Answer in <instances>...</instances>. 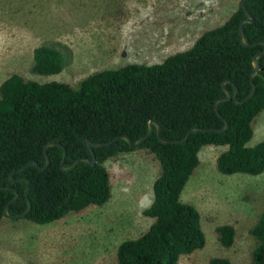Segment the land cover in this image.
Listing matches in <instances>:
<instances>
[{
	"label": "trees",
	"instance_id": "16d2710c",
	"mask_svg": "<svg viewBox=\"0 0 264 264\" xmlns=\"http://www.w3.org/2000/svg\"><path fill=\"white\" fill-rule=\"evenodd\" d=\"M252 20L236 9L220 25L205 30L187 49L170 54L159 63H127L96 71L77 87L62 81H37L13 73L0 84V222L4 206L16 215L39 224L50 223L71 211L103 204L111 197L109 174L104 161L135 148H147L159 161L160 173L152 183L153 198L143 214L153 218L136 238L125 239L116 249L118 264H177L179 258L204 247L206 238L199 211L181 199L182 192L199 164L204 145L225 146L216 158L223 174L264 172V140L254 145L252 122L264 110V54L258 58L260 70L250 78L252 57L264 50V0H244ZM34 70L40 74L61 71L60 52L50 46L33 49ZM225 80H228L224 82ZM224 82V84H222ZM232 99L213 103L226 96ZM148 120L160 126L162 140L183 139L191 127L227 128L222 131H191L183 142L162 143L153 131L140 145L131 147L124 139L94 147L93 164L79 161L70 170L63 167L77 158L91 159L85 143L112 140L125 134L132 142L148 132ZM48 142L58 144L45 145ZM48 157V164L46 163ZM29 161L23 170H19ZM19 170V171H18ZM25 178V179H23ZM29 182L28 188H25ZM224 246L234 242L235 228L223 223L215 228ZM250 233L257 240L252 263L264 264V209ZM208 264H231L225 257H213Z\"/></svg>",
	"mask_w": 264,
	"mask_h": 264
},
{
	"label": "rangeland",
	"instance_id": "374dc122",
	"mask_svg": "<svg viewBox=\"0 0 264 264\" xmlns=\"http://www.w3.org/2000/svg\"><path fill=\"white\" fill-rule=\"evenodd\" d=\"M239 0H0V84L18 73L37 81L77 87L86 76L127 63H159L189 48L205 30L222 24ZM57 49L61 71L34 70L33 49ZM249 145L264 140V110L252 122ZM225 149L204 145L181 199L199 211L206 243L177 264H208L225 257L253 264L257 240L250 233L264 209V172L223 174L216 158ZM111 197L71 211L50 223L3 217L0 264H118L116 249L152 223L143 214L152 201L160 164L147 148L120 152L104 161ZM230 223L234 242L224 246L215 228Z\"/></svg>",
	"mask_w": 264,
	"mask_h": 264
},
{
	"label": "water",
	"instance_id": "95a60500",
	"mask_svg": "<svg viewBox=\"0 0 264 264\" xmlns=\"http://www.w3.org/2000/svg\"><path fill=\"white\" fill-rule=\"evenodd\" d=\"M243 1L244 0H239V4L244 8L246 17L243 18L241 20L240 24H239L238 35H239V40H240L241 44L244 45V46H249V45H252V44L246 42L245 39L243 38L242 24L245 23V22L251 21L252 17H251V14L249 13V11L245 8ZM263 54H264V50H262L261 52L255 53L253 55V57H252L253 70H252V72L250 74L251 81H252V77L261 69L260 66H259L258 58L260 56H262ZM226 81H228V80H225L224 82H226ZM224 82L222 84H224ZM255 89H256V87H255V85L252 82L251 91L246 95V97L242 101L237 102L236 101V90H235V92L233 94H231L230 91L225 88L224 90H225L226 96L224 98H219V99L214 101V103H213L214 110L216 111V113L218 115H220V113H219V111L217 109V103L219 101H221V100L225 101V100L232 99L235 104L243 103L244 101H246V100H248L249 98L252 97V95L255 92ZM153 126H155V133H156V136H157L158 140L160 142H162V143H169V142H183V141H185L188 138V135L190 134V132L194 131V130H200V131L217 130V131H222V130H225L227 128L228 124H227V122L225 120V126L223 128H199V127H195L194 126V127H191V128H189L187 130V132H186V134H185L183 139H180V140H162L161 137H160V126H159L158 122H156L155 120H148V132L145 135H143L141 138L137 139L135 142H132L130 140V138L127 135H125V134L118 135V136L114 137L112 140H109V141H106V142H102V143H94V142H91L89 139H85V143H86V145L88 146V148L90 150L92 158L88 159L86 157H79L68 167H63V162H64L65 155H66L65 150L63 149V155H62V159H61V162H60L61 168L63 170H70L79 161H86V162H89V163L93 164L95 162L94 147H99V146H102V145H108V144H111L112 142H114V141H116L118 139L126 140L131 147L140 145L142 143V141L144 139H146L148 137V135L153 131ZM54 144H58V143L48 142L45 145V147L47 145H54ZM58 145H60V144H58ZM48 162H49L48 161V157L46 156L45 166H47ZM29 164H35L36 165L37 163L35 161H29L24 166H22V168H20L19 170H23ZM23 179H25V178H23ZM28 185H29V182L27 181L26 188H25V195H26V190L28 188ZM9 189H11L14 192V197L4 206L3 217L16 219V218H20V217L25 216L29 212V210L31 208V204H30V201H29L27 196H26L27 208L23 212H21L19 214H16V215H11V214L8 213V210H7L8 205L18 198V192L15 189H12V188H9Z\"/></svg>",
	"mask_w": 264,
	"mask_h": 264
}]
</instances>
